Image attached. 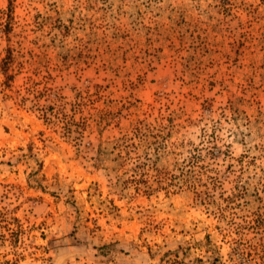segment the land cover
I'll return each instance as SVG.
<instances>
[{
  "label": "rangeland",
  "instance_id": "1",
  "mask_svg": "<svg viewBox=\"0 0 264 264\" xmlns=\"http://www.w3.org/2000/svg\"><path fill=\"white\" fill-rule=\"evenodd\" d=\"M0 264H264V0H0Z\"/></svg>",
  "mask_w": 264,
  "mask_h": 264
}]
</instances>
